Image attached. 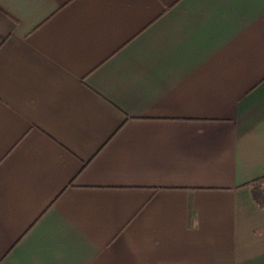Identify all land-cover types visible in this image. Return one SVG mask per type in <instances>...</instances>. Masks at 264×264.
<instances>
[{
    "label": "crops",
    "instance_id": "1",
    "mask_svg": "<svg viewBox=\"0 0 264 264\" xmlns=\"http://www.w3.org/2000/svg\"><path fill=\"white\" fill-rule=\"evenodd\" d=\"M264 0H0V264H264Z\"/></svg>",
    "mask_w": 264,
    "mask_h": 264
},
{
    "label": "trees",
    "instance_id": "2",
    "mask_svg": "<svg viewBox=\"0 0 264 264\" xmlns=\"http://www.w3.org/2000/svg\"><path fill=\"white\" fill-rule=\"evenodd\" d=\"M252 193L257 203L264 206V187L260 183L254 184Z\"/></svg>",
    "mask_w": 264,
    "mask_h": 264
}]
</instances>
